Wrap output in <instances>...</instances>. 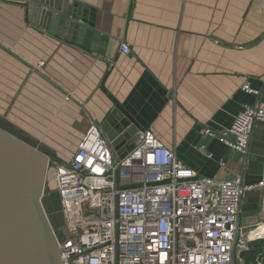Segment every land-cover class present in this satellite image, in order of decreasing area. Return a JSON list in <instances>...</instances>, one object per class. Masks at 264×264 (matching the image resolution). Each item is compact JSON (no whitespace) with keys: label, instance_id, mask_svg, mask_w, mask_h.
<instances>
[{"label":"crops","instance_id":"0c3cea01","mask_svg":"<svg viewBox=\"0 0 264 264\" xmlns=\"http://www.w3.org/2000/svg\"><path fill=\"white\" fill-rule=\"evenodd\" d=\"M26 1L0 0V117L57 160L118 106L199 177L264 175V124L248 155L217 138L245 106L264 109V0H69L94 28L80 45L32 27ZM238 220L264 236V190L243 196ZM246 259L264 264V239Z\"/></svg>","mask_w":264,"mask_h":264},{"label":"built area","instance_id":"2783aa9c","mask_svg":"<svg viewBox=\"0 0 264 264\" xmlns=\"http://www.w3.org/2000/svg\"><path fill=\"white\" fill-rule=\"evenodd\" d=\"M119 52L129 55L130 48L121 42ZM242 90L259 96L247 84ZM259 123L264 109L257 101L217 138L248 155ZM203 134L216 137L208 129ZM133 144L116 159L93 125L71 158L53 160L46 185L58 192L65 223L66 236L56 238L61 264H249L251 243L264 236H251L259 226L246 230L239 209L246 193L264 190V175L251 184L242 176L199 177L147 129Z\"/></svg>","mask_w":264,"mask_h":264},{"label":"water","instance_id":"95a60500","mask_svg":"<svg viewBox=\"0 0 264 264\" xmlns=\"http://www.w3.org/2000/svg\"><path fill=\"white\" fill-rule=\"evenodd\" d=\"M23 8L27 22L55 40L80 45L94 31L69 0H27ZM96 126L119 160L140 130L118 106ZM44 157L57 158L0 117V264H61L56 238L66 236L65 223L59 194L46 185L52 170Z\"/></svg>","mask_w":264,"mask_h":264},{"label":"rangeland","instance_id":"374dc122","mask_svg":"<svg viewBox=\"0 0 264 264\" xmlns=\"http://www.w3.org/2000/svg\"><path fill=\"white\" fill-rule=\"evenodd\" d=\"M52 162H53V159L50 158V159H49V164L47 165V166H48V170H50V169L52 168ZM47 181H48V180H46V184L48 183Z\"/></svg>","mask_w":264,"mask_h":264},{"label":"bare ground","instance_id":"6f19581e","mask_svg":"<svg viewBox=\"0 0 264 264\" xmlns=\"http://www.w3.org/2000/svg\"><path fill=\"white\" fill-rule=\"evenodd\" d=\"M46 159V161L48 160V158L44 157Z\"/></svg>","mask_w":264,"mask_h":264}]
</instances>
